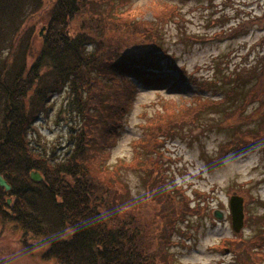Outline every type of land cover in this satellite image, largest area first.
Here are the masks:
<instances>
[{
	"label": "trees",
	"instance_id": "1",
	"mask_svg": "<svg viewBox=\"0 0 264 264\" xmlns=\"http://www.w3.org/2000/svg\"><path fill=\"white\" fill-rule=\"evenodd\" d=\"M45 5V0H0V175L12 187L10 193L0 189V220L3 224H14L26 240L47 244L44 258L57 264H171L172 260L164 261L165 243L178 215L164 216L173 205L159 195L133 201L120 199L118 186L109 187L105 183L107 175L100 174L92 158L104 154L102 150L106 153L118 138L121 116L131 110L136 89L141 86L154 90L166 80H173L166 91L155 92L154 103L164 108L168 104L164 102V93L178 81H188L183 67L175 66L172 61L164 64L159 56L162 30L176 16L178 6L163 2L150 11L153 20L147 21L143 7H138L134 0H56L46 36L37 45L39 33L33 19ZM82 16L85 19L79 22ZM263 21L264 15L253 18V27ZM77 25L79 29L75 28ZM103 25L106 33L128 30L122 51L105 60L103 41L107 35L97 32ZM262 59L252 69L243 68L231 76L246 86L240 92L236 87H227L215 101L218 106L212 107L216 113L233 104L238 93L241 105L234 112L225 113L226 120L243 112L251 101H258V108L264 110ZM165 68L177 70V75L164 74ZM93 82L110 88L96 109L102 123L98 117L85 114L84 108L78 106V110L82 109L80 118L87 116L92 121L88 126V132L93 127L89 139L96 138L97 147L93 149L82 138L74 153L61 161L49 160L37 152L29 134L36 130L35 123L43 110L54 106L59 94L72 95L82 103L84 91L89 92ZM227 92L233 95L225 102L227 97L223 96ZM199 98L194 100L199 109L188 102L172 113H167L168 109L160 112L157 107L154 115L145 117L141 124L143 136L134 140L136 163H141V151L156 150L158 139L183 138L191 123L196 119L201 121L204 111L200 108L211 101ZM94 104H99L97 95ZM260 116H264V111ZM252 137L263 139L264 134L259 132ZM245 139L242 136L237 140L245 144ZM227 150L228 146H220L218 158H224ZM85 155L90 158L83 159ZM157 166L160 168L161 164ZM31 171L40 172L43 181H32ZM121 183L120 190H124L126 185ZM8 198L13 199L11 205L7 204ZM188 204V201L183 203L182 209L190 211ZM139 210L140 215L135 214ZM152 221L161 224L154 225L157 234L152 232L155 229ZM234 234L240 263L264 264V230L250 241L244 240L241 233ZM242 251L250 258L243 259Z\"/></svg>",
	"mask_w": 264,
	"mask_h": 264
},
{
	"label": "rangeland",
	"instance_id": "2",
	"mask_svg": "<svg viewBox=\"0 0 264 264\" xmlns=\"http://www.w3.org/2000/svg\"><path fill=\"white\" fill-rule=\"evenodd\" d=\"M55 1L45 0L44 10L33 19L39 33L36 37L37 45H41L46 36L51 8ZM134 2L138 7H143L144 19L147 21L153 20L150 11L161 6L163 2L178 6L176 16L162 30V49L159 56L164 64L172 61L175 66L183 67L188 81L178 82L169 93H164V102L168 103L164 108L154 103L155 93L146 89L141 91L134 108L131 107L133 110L122 118L118 139L107 148L106 153L102 150L104 154L92 158L93 163H97L101 175H107L105 183L109 187L118 186L120 199L133 201L159 195L173 205L170 213L164 216L169 217L172 213L178 215L170 238L165 243L167 254L163 257L164 261L172 260L171 264H241L237 251L239 248L234 245L237 241L233 240L235 234L231 224L229 201L237 193L244 198L245 205H248L245 219L247 226L241 232L242 238L250 241L261 234L264 230V138L253 139L252 136L259 132L264 134V116H260L264 110L258 108V101H251L243 112L233 114L228 120L223 118L225 113L234 112L241 105L239 93L233 99L234 103L229 104L222 112L216 113L212 107L218 106L215 101L221 98L227 87H236L240 92L246 86L234 81L231 76H235L243 68L246 71L252 69L264 58V21L260 25L256 24L261 27H253V18L264 15V0ZM84 19L85 16L80 17L79 22ZM235 27L237 28L231 31ZM75 28L79 29V26ZM97 32L107 35L103 41L106 45L104 60L122 51V41L127 29L106 33L103 25ZM111 67H108L109 73ZM163 72H169L171 76L177 75V70L174 69ZM166 82L153 92L158 89L166 91L164 88L171 84L170 81ZM256 84H259V78L256 79ZM106 85L98 82L96 86L93 82V88L89 92L84 91L82 103L72 95L59 94L55 99L56 104L43 110L36 123V130L29 134L36 151L49 160L61 161L74 153L82 138L88 140L93 149L97 147L96 138L89 139L93 127L88 132V126L92 121L87 116L80 118L82 109L78 110V106L84 108L85 114L88 112L95 116L94 110L103 103L102 99L108 94L105 91L110 89L105 88ZM96 95L99 97V104H94ZM232 95L227 92L223 96L227 97L225 102ZM198 97L200 101H211L200 108L206 111V114L202 112L204 117L201 121L196 119L191 123L183 138L158 139L156 150L149 153L141 151V163H136L134 140L141 136V124L145 122V117L154 115L157 107L160 112L168 109L167 113H172L188 102L193 108L199 109L198 103L194 101ZM191 105H188L189 108H192ZM200 118L199 116L198 119ZM167 131L168 129L165 132ZM242 136L247 138L245 144L237 140ZM224 145L228 146V153L222 160L218 158V154L220 146ZM88 157L90 158L85 155L83 159ZM158 164H161L160 168ZM153 167L155 170L149 169ZM121 182L126 185L124 190H120L123 187ZM186 201L190 211L182 209V204ZM216 211L222 213L219 220L215 217ZM140 213V210L135 212L139 215ZM155 224L160 223L151 222L153 228ZM0 231L3 233L0 247L6 246L5 238L11 237L9 231L21 232L14 225L6 224L4 227L1 223ZM152 232L157 234V229H152ZM17 234L12 235L13 239H19ZM39 251L43 253L45 250L38 249L35 256L4 264H57L54 260L42 262ZM241 257L250 258L244 251Z\"/></svg>",
	"mask_w": 264,
	"mask_h": 264
},
{
	"label": "flooded vegetation",
	"instance_id": "3",
	"mask_svg": "<svg viewBox=\"0 0 264 264\" xmlns=\"http://www.w3.org/2000/svg\"><path fill=\"white\" fill-rule=\"evenodd\" d=\"M2 231H0V242L2 240ZM11 235L6 237L5 239H7V241L5 242L6 246L4 247H0V264H4L6 262H11L17 259H24L27 258L28 256H35L36 254V250H38L39 248H29L27 245L31 244L32 245V241L31 240H26L23 236H18L17 237L19 239H13V236H15V232L9 233ZM4 236H5V232H4ZM39 253L41 254V252L39 251ZM42 256V254H41ZM43 260V259H42ZM42 262H46L45 260H43Z\"/></svg>",
	"mask_w": 264,
	"mask_h": 264
},
{
	"label": "water",
	"instance_id": "4",
	"mask_svg": "<svg viewBox=\"0 0 264 264\" xmlns=\"http://www.w3.org/2000/svg\"><path fill=\"white\" fill-rule=\"evenodd\" d=\"M31 178L35 181H40L41 177L38 173L33 172L31 174ZM0 186L4 187L6 191L10 190V186L7 182L0 176ZM230 210L232 215V226L234 231L240 232L244 226V201L243 198L239 196L232 197L230 201ZM216 217L218 219L222 218V214L220 212H216Z\"/></svg>",
	"mask_w": 264,
	"mask_h": 264
}]
</instances>
